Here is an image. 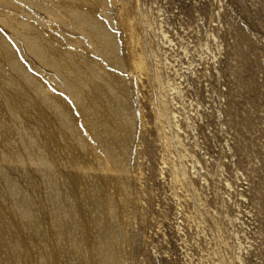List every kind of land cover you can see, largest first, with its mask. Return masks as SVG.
I'll list each match as a JSON object with an SVG mask.
<instances>
[{
    "label": "rangeland",
    "instance_id": "374dc122",
    "mask_svg": "<svg viewBox=\"0 0 264 264\" xmlns=\"http://www.w3.org/2000/svg\"><path fill=\"white\" fill-rule=\"evenodd\" d=\"M0 264H264V0H0Z\"/></svg>",
    "mask_w": 264,
    "mask_h": 264
}]
</instances>
